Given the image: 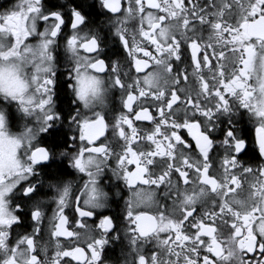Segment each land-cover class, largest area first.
I'll list each match as a JSON object with an SVG mask.
<instances>
[{
  "label": "snow or ice",
  "instance_id": "6c2138e0",
  "mask_svg": "<svg viewBox=\"0 0 264 264\" xmlns=\"http://www.w3.org/2000/svg\"><path fill=\"white\" fill-rule=\"evenodd\" d=\"M245 118L264 160V0H18L0 12V264H106L122 239L125 264H264Z\"/></svg>",
  "mask_w": 264,
  "mask_h": 264
},
{
  "label": "flooded vegetation",
  "instance_id": "af4514ba",
  "mask_svg": "<svg viewBox=\"0 0 264 264\" xmlns=\"http://www.w3.org/2000/svg\"><path fill=\"white\" fill-rule=\"evenodd\" d=\"M203 2V0H202ZM16 3H18V0H0V12L5 11L6 9L12 8ZM88 3H93V0H88ZM100 8L99 4L96 5V8L93 10V15L97 16L98 20L104 19L102 15H98L100 13ZM129 31H131V27L129 28ZM207 34V33H206ZM34 42V41H33ZM111 40H110V46H111ZM64 70L65 66L63 65V62L61 64V67L59 68V77H60V85L59 87V96L60 99L57 101L58 106L64 108L67 110L68 106V101L70 99V94L68 89L66 88V82L64 80ZM252 83V81H250ZM115 105L119 107V97L117 96L115 101ZM243 129V134L246 136L248 140V151L247 155L244 157V160L247 161L248 163L253 164V166H256L260 163H264V160H262L259 157L258 149L255 145V124L252 122H249L247 118H245L243 124L241 125ZM22 128V122L17 124L14 128L13 131H18ZM53 170H49L51 173ZM64 175L73 181L75 185H79L82 183L79 174L72 172L70 168H68L65 172ZM45 180V187L42 189L44 192H49L51 194V190L47 188V181L49 179H54L55 176L49 174L45 175L44 177ZM123 204V201L121 202V205ZM48 208V215L51 216L52 210H54L55 205L49 203L47 205ZM129 251V248L127 246V242L124 241L123 239L121 241H110V243L105 247L104 251V259L106 261V264H125L126 260H130L131 257L127 255ZM72 264H75L73 261Z\"/></svg>",
  "mask_w": 264,
  "mask_h": 264
}]
</instances>
